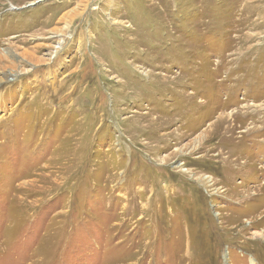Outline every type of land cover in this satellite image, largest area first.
I'll use <instances>...</instances> for the list:
<instances>
[{
    "label": "rangeland",
    "instance_id": "1",
    "mask_svg": "<svg viewBox=\"0 0 264 264\" xmlns=\"http://www.w3.org/2000/svg\"><path fill=\"white\" fill-rule=\"evenodd\" d=\"M1 78L0 264H264V0H0Z\"/></svg>",
    "mask_w": 264,
    "mask_h": 264
},
{
    "label": "bare ground",
    "instance_id": "2",
    "mask_svg": "<svg viewBox=\"0 0 264 264\" xmlns=\"http://www.w3.org/2000/svg\"><path fill=\"white\" fill-rule=\"evenodd\" d=\"M73 12H75L74 10H72ZM81 14H82V12H81ZM61 41V40H60ZM61 43H62V41H61ZM9 77V76H8ZM50 77V76H49ZM2 80H4L3 78H1L0 79V81H2ZM161 84H162V82H161ZM186 99V98H185Z\"/></svg>",
    "mask_w": 264,
    "mask_h": 264
}]
</instances>
